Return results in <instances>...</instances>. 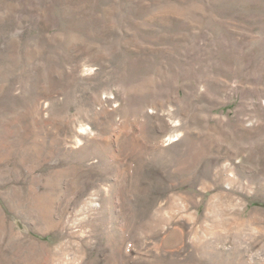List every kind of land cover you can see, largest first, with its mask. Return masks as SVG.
Returning <instances> with one entry per match:
<instances>
[{
    "label": "rangeland",
    "instance_id": "1",
    "mask_svg": "<svg viewBox=\"0 0 264 264\" xmlns=\"http://www.w3.org/2000/svg\"><path fill=\"white\" fill-rule=\"evenodd\" d=\"M0 264H264V0H0Z\"/></svg>",
    "mask_w": 264,
    "mask_h": 264
}]
</instances>
